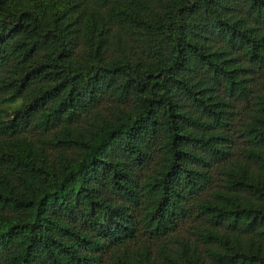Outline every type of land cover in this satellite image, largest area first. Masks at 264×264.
Instances as JSON below:
<instances>
[{
    "label": "trees",
    "instance_id": "obj_1",
    "mask_svg": "<svg viewBox=\"0 0 264 264\" xmlns=\"http://www.w3.org/2000/svg\"><path fill=\"white\" fill-rule=\"evenodd\" d=\"M0 264H264V0H0Z\"/></svg>",
    "mask_w": 264,
    "mask_h": 264
}]
</instances>
